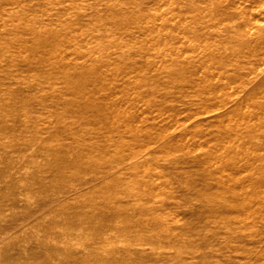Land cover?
<instances>
[{
  "label": "rangeland",
  "instance_id": "rangeland-1",
  "mask_svg": "<svg viewBox=\"0 0 264 264\" xmlns=\"http://www.w3.org/2000/svg\"><path fill=\"white\" fill-rule=\"evenodd\" d=\"M174 1L0 0V264H264V0Z\"/></svg>",
  "mask_w": 264,
  "mask_h": 264
},
{
  "label": "bare ground",
  "instance_id": "bare-ground-1",
  "mask_svg": "<svg viewBox=\"0 0 264 264\" xmlns=\"http://www.w3.org/2000/svg\"><path fill=\"white\" fill-rule=\"evenodd\" d=\"M176 1V0H175ZM174 1V2H175ZM249 1V0H248ZM256 3V2H255ZM177 6V5H176ZM175 6V7H176ZM162 7V6H161ZM179 8V7H178ZM177 9V8H176ZM180 14V13H179ZM183 16V15H182ZM206 16V15H205ZM208 17V16H207ZM212 17H213V15H212ZM183 18V17H182ZM200 18V17H199ZM210 18V17H209ZM178 19V18H177ZM263 19V18H262ZM179 20V19H178ZM186 20V19H185ZM190 21H192V20H190ZM214 21V20H213ZM173 22V21H172ZM175 22V21H174ZM189 22V21H188ZM191 23V22H190ZM216 23V22H215ZM181 25V24H180ZM186 29V28H185ZM201 33V32H200ZM249 35V34H248ZM227 36V35H226ZM240 41V40H239ZM235 43V42H234ZM264 64V63H263ZM258 69V68H257ZM204 73V72H203ZM228 73H230V72H228ZM208 75V74H207ZM212 76H213V74H212ZM244 77H246V76H244ZM244 77L242 78V81H243V79H244ZM240 78V77H239ZM245 82V81H244ZM242 83V82H241ZM246 85V84H245ZM250 87H251V85H250ZM245 93V92H244ZM242 95V94H241ZM244 96H245V94H244ZM253 98V97H252ZM130 100V99H129ZM184 100V99H183ZM185 100H187V99H185ZM253 100V99H252ZM188 102V101H187ZM170 103H171V101H170ZM181 103V102H180ZM245 105V104H244ZM247 106V105H246ZM148 107V106H147ZM215 107V106H214ZM212 109V108H211ZM224 109V108H223ZM226 109V108H225ZM227 110V109H226ZM181 111H185V110H181ZM223 112V111H222ZM227 113V112H226ZM228 117V116H227ZM251 117V116H250ZM253 117H254V115H253ZM227 119V118H226ZM170 122V121H169ZM145 127H143V129H144ZM177 133V132H176ZM179 135H180V133H179ZM186 135V134H185ZM208 135V134H207ZM178 136V135H177ZM177 138V137H176ZM198 144V143H197ZM201 144V143H200ZM150 145V144H149ZM197 146V145H196ZM147 164V163H146ZM41 204V203H40ZM114 208V207H113Z\"/></svg>",
  "mask_w": 264,
  "mask_h": 264
}]
</instances>
